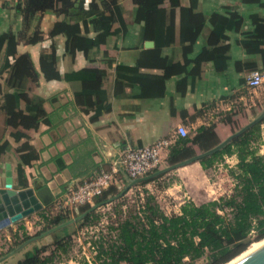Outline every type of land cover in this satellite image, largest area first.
Wrapping results in <instances>:
<instances>
[{
  "label": "trees",
  "instance_id": "16d2710c",
  "mask_svg": "<svg viewBox=\"0 0 264 264\" xmlns=\"http://www.w3.org/2000/svg\"><path fill=\"white\" fill-rule=\"evenodd\" d=\"M87 1L17 0L15 11L22 17L24 26L28 29L34 24L29 33L22 32L21 40L26 45L38 44L42 35L40 20L44 14L51 13L57 21L50 27L48 37L64 38V56L73 60L76 53H82L89 63H96L99 57L110 69L114 60L108 56L106 49L109 40L124 36L130 25H140L138 46L135 48L140 52L135 66L116 65L114 68V98L125 97V90L134 87L140 90L136 99L162 98L166 81L178 76H182V79L178 81L176 90L183 95L187 78L195 81L200 76L202 64L211 63L218 73L226 70L229 60L227 33L232 31L238 19L234 11L229 15L212 13L206 17L199 9V0H188V6H184L181 0H130L133 12L131 20L127 21L120 7L122 0H91L88 5ZM239 1L264 8V0ZM166 3L168 7L164 8ZM250 19L259 22L256 16ZM206 23L210 26V33L200 52L191 58ZM114 24L118 28L112 31ZM143 42H152L154 46L143 50ZM175 43L179 46L182 62L162 56V50L172 48ZM17 45L14 34H0V75H6L0 89V114L5 116V127L13 131L10 136L14 142L25 141L16 149L19 156L16 179L18 186L25 189L27 181L23 167L30 166L38 159V153L28 144L25 132L36 131L40 125L49 124L43 99L28 96V83H35L39 74L45 82H78L80 88L74 93L75 103L83 108L84 113L93 112L92 121L109 113L111 105L103 89L108 78L105 70L88 68L62 77L55 67L53 54L43 50L39 55L37 73L28 54L16 57ZM239 45L247 54L258 55L264 68V41L242 40ZM141 69L159 70L161 75H145L140 73ZM235 70L238 73H260L254 64L240 62L235 63ZM20 103L24 104L23 111L19 108ZM220 123L224 127L232 125L230 117ZM261 125L252 127L221 151L198 161L201 169L208 171L225 157H235L234 169L229 171L235 181L230 196L198 206L186 201L179 207L178 214L167 216L155 198L146 192L142 218L135 216L117 225L115 240L106 249L99 247L97 260L100 264H227L246 252L252 243L264 240V156L259 155ZM221 138L223 136L219 135L214 124L200 126L186 137L177 136L167 150L165 163L170 166L186 161L194 157L197 151L203 153L212 149L224 140ZM6 147L7 142L0 144V156ZM160 178L137 187L143 188ZM126 184L124 175L118 173L113 185L92 204L105 207L109 199L121 192L118 186ZM89 208L90 205H85L75 210L58 211L52 218H47L43 210L36 216L51 229L76 217V210L80 215ZM96 219L93 212L75 224L80 228ZM69 228L59 231L60 237H55L53 249L48 255H43L46 253L44 248L33 246L15 264H52L69 250L72 242ZM17 235L20 241L10 243L11 248L0 258L33 238L27 235L22 225L17 227L15 233L11 232L10 242Z\"/></svg>",
  "mask_w": 264,
  "mask_h": 264
},
{
  "label": "crops",
  "instance_id": "0c3cea01",
  "mask_svg": "<svg viewBox=\"0 0 264 264\" xmlns=\"http://www.w3.org/2000/svg\"><path fill=\"white\" fill-rule=\"evenodd\" d=\"M90 1L86 2L87 5ZM181 1L184 6H188V0ZM16 2L17 0H5V2L0 0V34L10 32L16 36L18 40L16 57L28 54L33 68L39 73V55L43 50L49 51L53 54L55 67L62 77L88 68L105 70L108 78L103 84V89L107 92L111 105L109 113L92 121L90 118L93 112L86 114L83 108L75 103L74 93L80 88L78 82L65 80L45 82L39 74L35 83H28V96L43 99V109L49 115V124L40 125L36 131L25 132L28 144L38 153L36 161L28 167H23L27 188L47 187L53 196L66 193L88 176L94 175L101 169L109 168L113 158L125 147L149 146L161 139H170L173 144L177 138L175 134L177 126H182L189 133H193L200 126L214 124L216 131L222 136L225 127L217 120L215 113L229 109L228 102H224L226 98H228L227 101L231 97L243 100L238 94L245 88L244 78L248 75L245 71L236 72L235 63L254 64L257 70H260L264 80V68H262L260 57L247 54L239 45L242 40L264 41V8L259 6L245 5L239 0H199V9L206 17L212 13L229 15L231 11L238 16L234 28L227 33L229 60L226 70L218 73L211 63H204L200 69V76L195 81L192 82L190 78H187L183 95L176 90L178 81L182 79V76H178L166 81L162 98L139 100L135 98L140 92L138 87L126 89L125 97L114 98L112 85L116 65L132 68L136 64L140 52L135 50L138 46L140 25H130L124 36L109 40L106 49L108 56L114 60V64L107 69L99 57L96 63H89L82 53H76L73 60L64 56V38L48 37L50 27L57 21L51 13L44 14L40 20L41 41L36 45H26L21 40L24 34L22 32L29 33L34 24H31L28 29L24 26L22 17L15 11ZM120 7L123 16L130 21L133 12L131 1L122 0ZM167 7L166 3L164 8ZM251 16H256L259 22H253L250 19ZM117 28V24H114L112 31ZM209 33L210 26L206 23L194 46L191 58L200 52ZM144 43L141 45L143 50L153 48L145 49ZM162 56L172 58L174 62H182L177 43L172 48L162 50ZM140 73L161 75L159 70L141 69ZM5 78V74L0 75V89L3 88ZM19 108L23 111L24 104L20 103ZM12 132L5 127V116L0 114V144L7 142V147L0 156V188L3 186L4 167L9 165L13 189L20 190L16 179V167L19 164L16 149L25 141L14 142L10 136ZM230 158L235 166V157ZM199 172H202L206 181L211 184L206 177V171H203L198 163L172 172L176 177L175 182L184 191L183 195H174L177 204L172 214H178L179 207L184 202H193L184 186L197 182L200 179ZM150 186L148 184L145 188ZM155 191L156 202L161 209L158 199L160 190ZM166 191L171 190L169 187L162 190L163 193ZM34 216L36 214L33 218ZM31 219L28 217L16 224L1 227L0 239L8 244L11 232L15 233L18 226L22 225L25 230L31 228Z\"/></svg>",
  "mask_w": 264,
  "mask_h": 264
},
{
  "label": "rangeland",
  "instance_id": "374dc122",
  "mask_svg": "<svg viewBox=\"0 0 264 264\" xmlns=\"http://www.w3.org/2000/svg\"><path fill=\"white\" fill-rule=\"evenodd\" d=\"M238 96L243 98V100H238L236 97H231L230 100L227 101L228 98H226L224 99V102H228L227 104L229 105V109L219 110L215 113V117H218L217 120L219 122L223 121L227 117H230L232 122V125L225 128L223 127L225 130L222 133L223 138L221 139H225L230 134L238 131L241 127L254 119L262 110L264 107V80L261 87L253 91L247 89L245 86V88L240 91ZM187 133L190 134L188 131ZM260 133L262 142L261 146L259 147V155L264 156V121L260 127ZM218 141L221 140L219 139ZM197 153L199 152L197 151ZM233 163L234 162L230 157H225L222 162L216 164L213 168L206 171V177L211 184L206 181L203 173L199 172L200 179L197 182H191L189 186H184L195 205L198 206L212 200H216L219 197H227L232 194L235 181L230 176L229 171L234 169ZM171 173L172 172L162 176L160 180L150 184V187L142 188L136 186L130 189L117 201L106 205L105 207H100L94 211L97 219L90 222L88 225L82 226L80 228L76 224L70 226L69 232L72 237V242L70 244L69 250L65 255H60L58 258H56L52 264L79 262V258L76 253L78 250L76 249L74 241L82 232L84 233L85 242L88 241L93 243L97 252L99 251L100 246L103 247V249H106L107 246L115 240V229L120 222L135 216L139 219L142 218L141 211L146 192L152 195L156 200L157 193L155 190H160L158 199L162 207V212L167 216L172 215V211L173 209H176L177 204V200H174V195H183L184 191L181 187H179L178 183L175 182L176 177L173 173ZM124 187L125 186H118V191H122ZM168 187L171 191H166L163 193L162 190ZM43 213L47 218H52L56 215V212L53 210L52 206L47 207ZM29 218H32L30 220L32 225L29 230H26L28 236L38 237L49 229L46 223L41 222L37 216H34L33 218L32 215ZM254 235V233L251 234L252 238ZM55 237H60L59 231L36 240L35 242L26 246L22 251H20V253L9 259L4 264H15L16 261L22 258L23 253L27 250H30L33 246L44 248L46 253L43 255H48V253L53 249L52 244L55 240ZM20 239L21 238L17 235L14 241L9 242L8 244L5 243L3 239H0V255L6 253L11 248L10 243L14 244L20 241Z\"/></svg>",
  "mask_w": 264,
  "mask_h": 264
},
{
  "label": "water",
  "instance_id": "95a60500",
  "mask_svg": "<svg viewBox=\"0 0 264 264\" xmlns=\"http://www.w3.org/2000/svg\"><path fill=\"white\" fill-rule=\"evenodd\" d=\"M152 47H153L152 42L144 43L145 49L152 48ZM263 121H264V107L254 119H252L246 125L241 127L238 131L227 136L223 141H221L218 145H216L212 149L206 152H203V153H197L194 157L186 161H183L181 163H177L175 165H170V166L167 165L149 174L146 177L135 179V180H128L127 184L122 189V191L117 196L107 201V205L117 201L118 199L123 197L125 193H127L130 189L136 187L137 185H140L142 183H148L170 172L176 171L180 168L191 165L193 163H198L199 160L209 157L221 151L224 147H226L234 139L238 138L239 136L247 132L249 129L262 123ZM57 195L58 194L53 196L47 187H42L40 189L25 188V189H20V190H14L12 172H11L10 166L5 165L3 186L2 188H0V228L5 225L16 224L34 214L41 212L42 210H44L45 207L52 204V202L56 199ZM99 208L100 206L98 205H92L90 206L88 210H86L84 213L80 215L77 213V210H76V217L68 220L67 222L57 227L49 229L44 234H41L38 237H33L30 240L24 242L12 252L1 257L0 264H4L9 259H11L15 255L20 253V251H22L26 246L30 245L36 240L49 236L50 234H53L64 228H68L74 225L75 223L81 221L86 216L93 213ZM231 264H264V244L260 246L259 248H257L256 250H254L253 252L246 255L245 257Z\"/></svg>",
  "mask_w": 264,
  "mask_h": 264
},
{
  "label": "built area",
  "instance_id": "2783aa9c",
  "mask_svg": "<svg viewBox=\"0 0 264 264\" xmlns=\"http://www.w3.org/2000/svg\"><path fill=\"white\" fill-rule=\"evenodd\" d=\"M263 84V77L259 72H251L245 78V86L249 90H256ZM175 134L186 137L187 131L177 126ZM172 145L170 139H161L149 146L125 147L109 164V168L97 171L89 179L75 184L66 193L58 194L51 206L55 212L77 209L85 205H92L115 182L119 173L126 180H135L163 168L166 163L168 148ZM79 262L67 264H100L97 260V250L93 243L85 242L84 233L77 236L74 241ZM64 264V263H63Z\"/></svg>",
  "mask_w": 264,
  "mask_h": 264
},
{
  "label": "bare ground",
  "instance_id": "6f19581e",
  "mask_svg": "<svg viewBox=\"0 0 264 264\" xmlns=\"http://www.w3.org/2000/svg\"><path fill=\"white\" fill-rule=\"evenodd\" d=\"M194 164V163H193ZM192 165V164H191ZM189 166V165H188ZM186 167V166H185ZM264 244V240L261 242H257L252 244L248 250L246 252H244L243 254H241L240 256H238L237 258H235L234 260H232L231 262L227 263V264H231L235 261L240 260L241 258L245 257L246 255H248L249 253L253 252L254 250H256L257 248H259L260 246H262Z\"/></svg>",
  "mask_w": 264,
  "mask_h": 264
}]
</instances>
